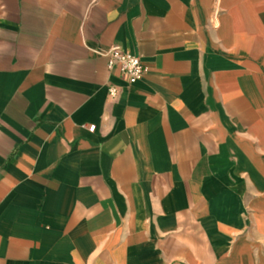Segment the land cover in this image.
<instances>
[{
    "label": "crops",
    "instance_id": "crops-1",
    "mask_svg": "<svg viewBox=\"0 0 264 264\" xmlns=\"http://www.w3.org/2000/svg\"><path fill=\"white\" fill-rule=\"evenodd\" d=\"M0 264H264V0H0Z\"/></svg>",
    "mask_w": 264,
    "mask_h": 264
},
{
    "label": "built area",
    "instance_id": "built-area-1",
    "mask_svg": "<svg viewBox=\"0 0 264 264\" xmlns=\"http://www.w3.org/2000/svg\"><path fill=\"white\" fill-rule=\"evenodd\" d=\"M108 59L109 69L119 70L121 78H123L130 85L140 81L147 71L139 56L125 52L118 46L110 49ZM109 94L111 97H115L117 94L116 89L111 87ZM92 129L93 128H91V130Z\"/></svg>",
    "mask_w": 264,
    "mask_h": 264
}]
</instances>
